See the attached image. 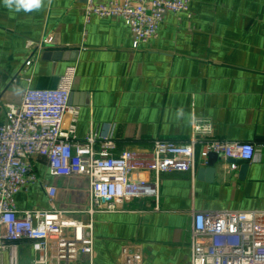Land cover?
Returning <instances> with one entry per match:
<instances>
[{"label": "crops", "instance_id": "crops-1", "mask_svg": "<svg viewBox=\"0 0 264 264\" xmlns=\"http://www.w3.org/2000/svg\"><path fill=\"white\" fill-rule=\"evenodd\" d=\"M85 4L42 0L39 9L16 11L0 0V121L27 87L53 88L76 64L70 104L80 107L78 141L91 129L109 134L114 155L147 151L158 139L185 142L195 111L211 121L213 136L255 144L243 177L223 156L212 182L183 171L134 172L131 178L157 187L158 197L133 198L125 212L98 216L95 264H119L125 244L142 247L143 264H189L194 210H264V0H192L191 16L168 12L158 38L138 49L121 18L86 22ZM44 38L51 41L25 66L27 40ZM38 168L48 175L44 164ZM48 178L61 188L60 205L86 203V178ZM16 205L49 207L39 184L17 194ZM33 256L29 242L19 244L20 264Z\"/></svg>", "mask_w": 264, "mask_h": 264}, {"label": "built area", "instance_id": "built-area-1", "mask_svg": "<svg viewBox=\"0 0 264 264\" xmlns=\"http://www.w3.org/2000/svg\"><path fill=\"white\" fill-rule=\"evenodd\" d=\"M191 2L86 0L84 14L86 22L92 16L121 18L132 33L133 48L138 49L158 38L168 12L191 16ZM50 41L27 40L25 66L32 65L36 51ZM77 74V65L69 64L55 87H27L19 103L5 105L0 121V264H20L18 246L25 241L34 251L28 264H95L98 216L125 212V204L133 198L159 195L157 187L134 181L132 173L148 171L158 177L183 171L195 178L211 153L249 162L256 159L255 144L213 136L211 121L195 111L192 133L185 142L158 139L147 151L114 155L115 140L109 134L91 129L78 141L80 107L70 104ZM38 164L45 165L48 175L41 176ZM47 176L86 178V203L60 205L61 188ZM34 184L41 186L49 207L19 210L17 194ZM189 246V264H264V210H194ZM121 249L119 264H143L141 246L125 244Z\"/></svg>", "mask_w": 264, "mask_h": 264}, {"label": "water", "instance_id": "water-1", "mask_svg": "<svg viewBox=\"0 0 264 264\" xmlns=\"http://www.w3.org/2000/svg\"><path fill=\"white\" fill-rule=\"evenodd\" d=\"M220 157L221 156L216 153H211L209 155L207 165L198 168V171H197L198 178L203 179L208 182L214 181L216 173H217V164L218 162H220ZM226 162L230 164L239 165L241 177L245 175L248 165H249L248 160H241V159H234V158H227Z\"/></svg>", "mask_w": 264, "mask_h": 264}, {"label": "clouds", "instance_id": "clouds-1", "mask_svg": "<svg viewBox=\"0 0 264 264\" xmlns=\"http://www.w3.org/2000/svg\"><path fill=\"white\" fill-rule=\"evenodd\" d=\"M3 4L9 9L15 8L16 11H31L39 9L42 5V0H3ZM17 91L20 90L18 89ZM177 115H183V109H179Z\"/></svg>", "mask_w": 264, "mask_h": 264}]
</instances>
